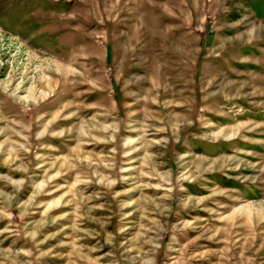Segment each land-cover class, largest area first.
Here are the masks:
<instances>
[{"label":"rangeland","instance_id":"1","mask_svg":"<svg viewBox=\"0 0 264 264\" xmlns=\"http://www.w3.org/2000/svg\"><path fill=\"white\" fill-rule=\"evenodd\" d=\"M0 264H264V0H0Z\"/></svg>","mask_w":264,"mask_h":264},{"label":"bare ground","instance_id":"2","mask_svg":"<svg viewBox=\"0 0 264 264\" xmlns=\"http://www.w3.org/2000/svg\"><path fill=\"white\" fill-rule=\"evenodd\" d=\"M53 79V78H52Z\"/></svg>","mask_w":264,"mask_h":264}]
</instances>
